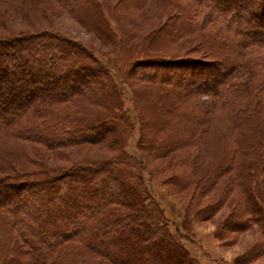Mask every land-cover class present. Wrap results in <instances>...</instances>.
<instances>
[{
    "label": "trees",
    "instance_id": "trees-1",
    "mask_svg": "<svg viewBox=\"0 0 264 264\" xmlns=\"http://www.w3.org/2000/svg\"><path fill=\"white\" fill-rule=\"evenodd\" d=\"M55 1L65 9L74 0ZM187 1L189 12L183 10V19L191 20L199 31L208 26L216 34H230L235 42L229 47L238 54L251 48L264 56V0H257L256 4L248 0L245 8L239 9L244 0ZM82 4L103 28L90 27L89 31L95 32L103 44L113 41L105 18L100 16V9L106 7L105 0H82ZM180 29L182 26L175 28L173 35H182ZM170 35L168 29L158 28L143 40ZM135 45L129 48L137 49ZM124 46L120 38L118 48L123 50ZM95 52L101 51L50 31L0 40V60L15 70L0 90V132L30 116L43 120L27 128L30 140L45 142L50 151L72 146L118 150L111 159H100L94 164L77 163L60 175L45 172L31 176L34 180L41 179L28 185L27 200L15 206L9 205L10 201L0 203V218L8 220L7 227H0V234L6 235V229L22 230L21 234L15 231V238L8 237L9 246L3 238L5 250L0 264H96V258L110 264H199L187 250L186 243L192 241L184 232L190 219L206 220L215 209H200L191 214L189 204L182 212L183 232L178 229L172 233L163 210L142 182L140 173L147 168L145 157L123 151V142L135 123L139 124L145 129L146 137L139 138L138 144L142 141L145 152L150 156L149 151L158 152V158L162 159L188 142L185 137L195 135V128L203 119L211 123L223 114L227 125L225 133L217 135L221 137L222 151L213 169L205 177L196 176L198 183L194 184L192 179L189 185V174L198 165L190 166L184 159L182 166L187 177L179 183L176 179L175 185H180V191L193 185L194 195L204 188L206 194L225 173L233 169L241 173V167L234 168L241 151L254 154L250 174L259 177L257 184H263L264 61L253 60L260 74L256 85L246 77L249 72L242 67L243 62L237 66L227 63L225 69L217 72L219 80L212 86L210 72L218 64L215 62L142 55L140 60L123 61L124 73L115 76L116 80L108 62L100 60ZM131 81L150 86V93L130 91L135 101L133 118L123 109L122 99L123 88H131ZM29 84L36 87L28 98L29 103L2 99L6 92ZM75 100L77 105L72 103ZM35 101L38 109L28 111L27 107L36 104ZM62 107L72 108L76 114L67 110L59 112ZM84 108L90 109L89 113H83ZM8 110L11 111L7 113ZM5 184L4 188L0 187L3 190L0 196L1 192L13 189L12 184ZM245 195L241 203L243 210L260 225L263 238L250 254L256 259L264 255V209L258 205L263 199L253 191L245 190ZM242 224L235 219L227 223L228 230L236 232ZM75 245L77 250L72 251Z\"/></svg>",
    "mask_w": 264,
    "mask_h": 264
},
{
    "label": "rangeland",
    "instance_id": "rangeland-1",
    "mask_svg": "<svg viewBox=\"0 0 264 264\" xmlns=\"http://www.w3.org/2000/svg\"><path fill=\"white\" fill-rule=\"evenodd\" d=\"M243 2L238 5L237 9L245 8V3L248 0ZM252 2L256 4L257 0H252ZM105 3L106 7L100 9L102 10L100 16L105 18V23L110 30V39H113L108 44H103L95 32L89 31L90 27H98L99 30H103V28L100 22L95 23L90 12H86L82 0L69 1L67 4L69 6L65 9L58 5L55 0H0V40L50 31L53 35L57 34L87 46L92 45L101 51V54L95 53L100 60L108 62L109 70L116 80L115 76L124 73L123 61L136 58L140 60V56L144 55L166 60L168 58L172 60L189 59L218 63L210 72L213 74L210 81V85L213 83L212 86L219 80L218 76L216 77L217 72L225 69L228 66L227 63L237 66L244 62L242 67L244 66V69L249 72L246 77L251 79L255 85L259 82L260 74L255 69L253 62V60L264 61V56L258 53L259 50L243 49L238 54L234 48L229 47L235 42L230 34L227 36L216 34L208 26L199 31V28L190 22L191 20L183 19V10L185 13L189 12L187 0H105ZM188 14L186 17L189 19ZM236 16L240 15L237 13ZM180 26H182L180 30L183 33L181 32L182 35L176 37L173 35L175 28ZM158 28L163 31L168 29L172 35L161 38L155 37L150 41L143 40L147 34ZM120 38L125 43L123 50L118 48ZM115 41L117 45L114 43ZM133 44H136L137 49L129 48ZM221 45H223L222 48ZM1 60L0 90H3L2 83L4 85L5 81H9V75L15 70L2 64ZM23 79L30 82L25 76ZM118 82H120L119 79ZM33 88H36L34 84H29L26 87L20 85L17 90L3 94L2 99H13L14 102L27 101L29 103L28 98L35 90ZM134 90L139 92L144 90L150 93V86L142 82L131 81V88H123V109L131 118L134 117L133 102L135 101L132 100L130 91ZM144 96L146 95L144 94ZM35 102L36 104L33 102L27 107L28 111L38 109L37 101ZM72 103L77 105V100ZM68 106L69 104L65 107ZM64 110L76 114L72 108L63 109L62 107V111L59 112H65ZM83 110H85L83 113H89L90 109L84 108ZM145 111H142L144 116L146 115ZM56 117L52 118L55 119ZM39 122L41 123L43 120L32 119L30 116L25 117L17 120L10 128L0 132V187L7 183L12 184L13 188L9 189L8 192H1L3 198H0V203H9L10 201L9 205L15 206L27 200L26 188L28 191V185L32 181L38 182L41 179L39 177L36 178L37 180L32 179L35 177L34 175L45 172L60 175L67 167L75 166L77 163L94 164L100 159H111L118 153V150L114 149L83 146L50 151L44 144L45 142L35 138L30 140L29 137L31 136L26 132L27 128L38 125ZM226 125L227 117L223 114L212 119L211 123H207L203 119L201 125L195 128V135L188 134L185 137L188 142L161 159L158 158L160 156L158 152L151 153L149 151L152 156L145 152L142 141L140 145L138 144L139 138L143 139L146 136L144 134L145 129L135 123L133 131L123 142L124 148L122 150L130 155L137 154L142 158L145 157L147 168L146 171L140 173L142 182L148 189L150 196L163 210L172 233L178 229L183 232L182 212L189 204H191L189 207L191 214L200 209L210 207L215 209L214 214L206 220L200 216L199 220L188 219L190 221L187 223L188 231L184 232L192 241L186 243L187 250L199 264H264V255L256 259L251 258L250 255L255 245L263 240L260 225L252 221V215L244 212V206L241 205L246 196L245 190L253 191L257 197L263 199V203L258 205L264 209V180L263 184L259 185L257 184L259 177L250 174L251 164H253L255 157L253 153L250 154L249 151L242 153L241 151L237 156L238 160L234 163L236 165L234 168L241 167V173L234 169L231 173H225L215 186L208 188L206 194L203 192L204 188H200L201 194L199 192L198 195H194L191 191L193 185L186 191H180V185L174 183L176 179V183H179L181 180L183 181L182 178L187 177L186 169L182 166L184 159L190 166L191 164L198 165V169L189 174L188 184L192 179L195 180L194 184L198 183L196 176L201 178L204 175L205 177L213 169L218 161V154L220 155L222 151L221 137H217V135L220 132L225 133ZM191 138L198 139L194 141ZM211 138L213 140L210 141ZM172 176L173 178H171ZM99 189L104 190L101 187ZM29 190L33 191L35 188ZM5 218H0V227H7L8 220ZM235 219L243 222V224L238 227L236 232L229 231L227 223L229 224ZM6 230H4L6 235L3 236L4 232L0 234V259L4 253L3 250H5L4 243L9 246L11 241L8 237L13 239L17 232V234L22 233L19 228L15 229L16 233L12 229ZM3 238L7 242L3 243ZM75 249L77 250V245L73 247L72 251ZM96 259V264H110L103 258Z\"/></svg>",
    "mask_w": 264,
    "mask_h": 264
}]
</instances>
